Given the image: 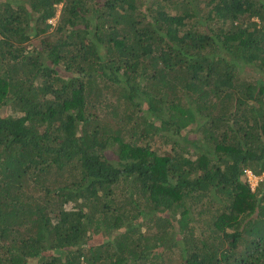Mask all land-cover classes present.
<instances>
[{
	"label": "trees",
	"instance_id": "16d2710c",
	"mask_svg": "<svg viewBox=\"0 0 264 264\" xmlns=\"http://www.w3.org/2000/svg\"><path fill=\"white\" fill-rule=\"evenodd\" d=\"M247 170L264 0H0V264H264Z\"/></svg>",
	"mask_w": 264,
	"mask_h": 264
},
{
	"label": "rangeland",
	"instance_id": "374dc122",
	"mask_svg": "<svg viewBox=\"0 0 264 264\" xmlns=\"http://www.w3.org/2000/svg\"><path fill=\"white\" fill-rule=\"evenodd\" d=\"M60 8H61V5H59L58 9L60 10ZM58 15H59V11H58ZM58 15H57L56 18H53V19L51 20V22H52L53 24L56 23L57 18H58ZM247 173H248L249 175L252 174V175H250V176H251V179H252L251 184H252L253 187H254L253 190H255V189H256V185L258 186L259 182H261V177H263L264 174H263V176H262V175H258V174L256 175V174H254L251 170H247ZM247 177H248V175L245 174V176H243V179H246Z\"/></svg>",
	"mask_w": 264,
	"mask_h": 264
},
{
	"label": "built area",
	"instance_id": "2783aa9c",
	"mask_svg": "<svg viewBox=\"0 0 264 264\" xmlns=\"http://www.w3.org/2000/svg\"><path fill=\"white\" fill-rule=\"evenodd\" d=\"M247 175H248V181H249V183H250V185L253 187V185L251 184V182H252V179H251V176L250 175H252V174H248L247 173ZM263 179V177H261V180ZM254 188V187H253Z\"/></svg>",
	"mask_w": 264,
	"mask_h": 264
},
{
	"label": "clouds",
	"instance_id": "9594fccd",
	"mask_svg": "<svg viewBox=\"0 0 264 264\" xmlns=\"http://www.w3.org/2000/svg\"><path fill=\"white\" fill-rule=\"evenodd\" d=\"M263 174H264V173H263ZM263 174H262V176H263ZM263 179H264V176H263ZM263 179H262V180H263ZM256 187H257V185H256ZM251 188H252V190H253V187H252V186H251Z\"/></svg>",
	"mask_w": 264,
	"mask_h": 264
}]
</instances>
